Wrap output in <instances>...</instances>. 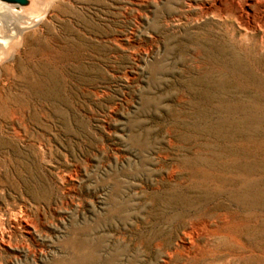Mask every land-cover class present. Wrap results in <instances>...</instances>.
<instances>
[{
	"label": "rangeland",
	"instance_id": "1",
	"mask_svg": "<svg viewBox=\"0 0 264 264\" xmlns=\"http://www.w3.org/2000/svg\"><path fill=\"white\" fill-rule=\"evenodd\" d=\"M246 3L53 1L1 63L0 264H264Z\"/></svg>",
	"mask_w": 264,
	"mask_h": 264
},
{
	"label": "bare ground",
	"instance_id": "2",
	"mask_svg": "<svg viewBox=\"0 0 264 264\" xmlns=\"http://www.w3.org/2000/svg\"><path fill=\"white\" fill-rule=\"evenodd\" d=\"M29 1L30 4L27 7H18L16 5L0 2V72L2 71L1 63L4 60H8L7 58L10 59V57L14 56V54L16 53L15 50H13L14 45L20 43L24 33L29 28L35 26L45 18L46 13L54 0ZM258 2L259 0H247L246 7H244V11L242 10V14L247 15L249 19L251 17L254 18L256 14L254 8L257 6H255V4ZM262 3L264 6V0H262ZM27 22L29 23L27 24ZM15 30H18L20 38H18L16 41H13L14 43H12L11 39L14 38ZM262 30H264V27L262 28Z\"/></svg>",
	"mask_w": 264,
	"mask_h": 264
},
{
	"label": "water",
	"instance_id": "3",
	"mask_svg": "<svg viewBox=\"0 0 264 264\" xmlns=\"http://www.w3.org/2000/svg\"><path fill=\"white\" fill-rule=\"evenodd\" d=\"M0 2H4L11 5H16L18 7H26L29 6V0H0Z\"/></svg>",
	"mask_w": 264,
	"mask_h": 264
}]
</instances>
